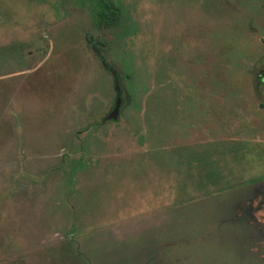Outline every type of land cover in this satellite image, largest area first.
Returning a JSON list of instances; mask_svg holds the SVG:
<instances>
[{"label": "rangeland", "instance_id": "374dc122", "mask_svg": "<svg viewBox=\"0 0 264 264\" xmlns=\"http://www.w3.org/2000/svg\"><path fill=\"white\" fill-rule=\"evenodd\" d=\"M0 264H264V0H0Z\"/></svg>", "mask_w": 264, "mask_h": 264}, {"label": "water", "instance_id": "95a60500", "mask_svg": "<svg viewBox=\"0 0 264 264\" xmlns=\"http://www.w3.org/2000/svg\"><path fill=\"white\" fill-rule=\"evenodd\" d=\"M102 62H103V61H102ZM103 64H104V62H103ZM111 73H112L113 75H116L115 71H113V70H111ZM116 89L119 90V86H118V83H117V82H116ZM119 104H120V97L118 96V97H117V100H116L115 107H114V109H113V111H112V113H111V115H110V118H114V119L116 118V116H117V112H118Z\"/></svg>", "mask_w": 264, "mask_h": 264}, {"label": "flooded vegetation", "instance_id": "af4514ba", "mask_svg": "<svg viewBox=\"0 0 264 264\" xmlns=\"http://www.w3.org/2000/svg\"><path fill=\"white\" fill-rule=\"evenodd\" d=\"M107 69L110 70V72H111V70H112V69H111L110 67H108V66H107ZM113 76H114L115 82H117V80H118L117 75H113Z\"/></svg>", "mask_w": 264, "mask_h": 264}, {"label": "trees", "instance_id": "16d2710c", "mask_svg": "<svg viewBox=\"0 0 264 264\" xmlns=\"http://www.w3.org/2000/svg\"><path fill=\"white\" fill-rule=\"evenodd\" d=\"M107 4H108V3H106V5H107ZM109 9H110L111 12H113V13L115 12V10H113L111 7H109ZM106 20H107V19H106ZM105 68H107V66H105Z\"/></svg>", "mask_w": 264, "mask_h": 264}]
</instances>
